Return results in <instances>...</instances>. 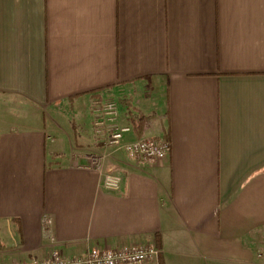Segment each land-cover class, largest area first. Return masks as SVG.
I'll return each instance as SVG.
<instances>
[{
	"label": "crops",
	"instance_id": "1",
	"mask_svg": "<svg viewBox=\"0 0 264 264\" xmlns=\"http://www.w3.org/2000/svg\"><path fill=\"white\" fill-rule=\"evenodd\" d=\"M106 102L168 157L100 144ZM0 240V264L148 243L149 264H264V0H0Z\"/></svg>",
	"mask_w": 264,
	"mask_h": 264
},
{
	"label": "built area",
	"instance_id": "2",
	"mask_svg": "<svg viewBox=\"0 0 264 264\" xmlns=\"http://www.w3.org/2000/svg\"><path fill=\"white\" fill-rule=\"evenodd\" d=\"M119 108L115 102L102 103L96 110L94 129L96 139L106 148L123 151L127 159L142 167H154L163 162L171 151V144L165 139L144 138L132 142H124L125 134L131 132L130 127L118 124ZM105 157H92L90 170L102 175L103 187L110 191H119L122 180L112 172H106ZM50 220L45 219L46 228ZM52 242H54V239ZM160 257V250L153 243L133 244L116 249L93 248L81 256H67L54 249L43 259L16 260L10 264H149Z\"/></svg>",
	"mask_w": 264,
	"mask_h": 264
},
{
	"label": "trees",
	"instance_id": "3",
	"mask_svg": "<svg viewBox=\"0 0 264 264\" xmlns=\"http://www.w3.org/2000/svg\"><path fill=\"white\" fill-rule=\"evenodd\" d=\"M131 124L138 137H142L150 127V120L148 117L142 115H133L131 117ZM169 141V139H168ZM170 142V141H169ZM3 246L0 240V252L3 250Z\"/></svg>",
	"mask_w": 264,
	"mask_h": 264
},
{
	"label": "rangeland",
	"instance_id": "4",
	"mask_svg": "<svg viewBox=\"0 0 264 264\" xmlns=\"http://www.w3.org/2000/svg\"><path fill=\"white\" fill-rule=\"evenodd\" d=\"M119 114H120V113H119ZM120 115H121V114H120ZM120 115H119V116H120ZM120 117H121V116H120ZM112 173H113V172H112ZM114 174H115V173H114Z\"/></svg>",
	"mask_w": 264,
	"mask_h": 264
}]
</instances>
